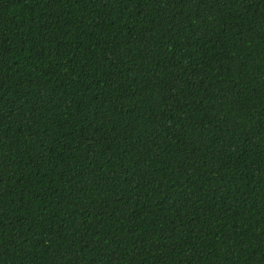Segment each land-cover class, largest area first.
Here are the masks:
<instances>
[{
    "label": "trees",
    "instance_id": "16d2710c",
    "mask_svg": "<svg viewBox=\"0 0 264 264\" xmlns=\"http://www.w3.org/2000/svg\"><path fill=\"white\" fill-rule=\"evenodd\" d=\"M0 264H264V0H0Z\"/></svg>",
    "mask_w": 264,
    "mask_h": 264
}]
</instances>
